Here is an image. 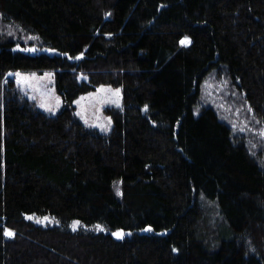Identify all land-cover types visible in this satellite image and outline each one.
<instances>
[{
	"label": "trees",
	"instance_id": "16d2710c",
	"mask_svg": "<svg viewBox=\"0 0 264 264\" xmlns=\"http://www.w3.org/2000/svg\"><path fill=\"white\" fill-rule=\"evenodd\" d=\"M0 15L38 49L0 40V264H264V159L197 110L217 68L264 119V0H0ZM45 71L54 115L5 78ZM102 85L120 91L108 134L74 112Z\"/></svg>",
	"mask_w": 264,
	"mask_h": 264
},
{
	"label": "rangeland",
	"instance_id": "374dc122",
	"mask_svg": "<svg viewBox=\"0 0 264 264\" xmlns=\"http://www.w3.org/2000/svg\"><path fill=\"white\" fill-rule=\"evenodd\" d=\"M0 15V40L9 39L17 45H26V51H38L34 36L24 35L16 25L5 22ZM5 78L15 81L20 93L32 101L36 108L48 115L56 114L61 108V99L53 84V73L45 72H9ZM120 91L110 86H99L94 91L79 96L75 102V116L86 127L101 134H108L112 128V113L120 107ZM210 107L218 119L231 128L233 137L243 140L253 148L255 155L264 159V119H258L252 113L244 99L232 90L219 69L210 71L200 87L197 110ZM197 115V111L194 112ZM116 192L118 193L117 187ZM208 212L213 214L214 225L221 222L216 208L211 202L198 198ZM214 211V212H213ZM48 223L57 225L56 220ZM99 229V228H94Z\"/></svg>",
	"mask_w": 264,
	"mask_h": 264
},
{
	"label": "snow or ice",
	"instance_id": "6c2138e0",
	"mask_svg": "<svg viewBox=\"0 0 264 264\" xmlns=\"http://www.w3.org/2000/svg\"><path fill=\"white\" fill-rule=\"evenodd\" d=\"M5 235H12V233L10 232V231H5ZM114 235H118V236H120L121 234H119V233H114Z\"/></svg>",
	"mask_w": 264,
	"mask_h": 264
},
{
	"label": "water",
	"instance_id": "95a60500",
	"mask_svg": "<svg viewBox=\"0 0 264 264\" xmlns=\"http://www.w3.org/2000/svg\"><path fill=\"white\" fill-rule=\"evenodd\" d=\"M126 235H128V233H126ZM122 236H119V238H121Z\"/></svg>",
	"mask_w": 264,
	"mask_h": 264
}]
</instances>
